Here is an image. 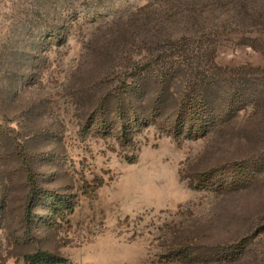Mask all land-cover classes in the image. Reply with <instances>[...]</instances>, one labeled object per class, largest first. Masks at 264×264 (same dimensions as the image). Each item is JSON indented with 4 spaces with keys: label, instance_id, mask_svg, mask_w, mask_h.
Segmentation results:
<instances>
[{
    "label": "rangeland",
    "instance_id": "obj_1",
    "mask_svg": "<svg viewBox=\"0 0 264 264\" xmlns=\"http://www.w3.org/2000/svg\"><path fill=\"white\" fill-rule=\"evenodd\" d=\"M38 252L264 264V0H0V264Z\"/></svg>",
    "mask_w": 264,
    "mask_h": 264
},
{
    "label": "trees",
    "instance_id": "obj_2",
    "mask_svg": "<svg viewBox=\"0 0 264 264\" xmlns=\"http://www.w3.org/2000/svg\"><path fill=\"white\" fill-rule=\"evenodd\" d=\"M191 99L189 98V96H185L183 98V103L184 105L190 104L191 103ZM34 263L36 264H53L58 262L57 260L53 259L52 256H49V254L47 252H38L34 255Z\"/></svg>",
    "mask_w": 264,
    "mask_h": 264
}]
</instances>
